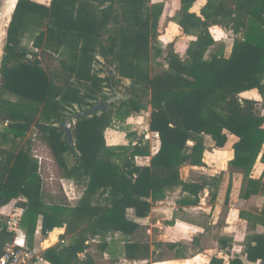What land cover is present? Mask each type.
Wrapping results in <instances>:
<instances>
[{
    "label": "trees",
    "instance_id": "16d2710c",
    "mask_svg": "<svg viewBox=\"0 0 264 264\" xmlns=\"http://www.w3.org/2000/svg\"><path fill=\"white\" fill-rule=\"evenodd\" d=\"M94 1L51 0L46 5L17 0L0 60V208L17 200L29 238L39 219L42 235L57 227L64 228L60 239L73 234L67 244L43 251L50 264H98L91 248L107 253L113 264H120L118 255L144 260L173 249L174 243L153 249L147 226L128 219L126 210L146 217L176 186L192 196L185 203L197 204L202 190L212 184L183 180L180 168L204 166L205 134L217 148L225 145L228 134L237 138L229 170L243 176L241 196L264 195L262 181L250 176L258 156L264 159V0H206L200 15L190 11L196 0H179L177 24L195 39L185 55L169 50L167 67L158 70L150 61L159 10L148 7L150 0ZM40 24L44 28L32 42L38 56L23 49L21 40L32 25ZM213 25L235 35L228 55L221 46L206 56L215 43L209 31ZM94 62L100 67L93 69ZM105 66L116 74L108 76ZM122 78L130 84L122 85ZM140 85L148 90L147 103L138 98ZM118 86L129 99L82 114L99 101L103 88L113 94ZM251 89H257L260 103L240 96ZM115 103L112 112L108 107ZM74 104L77 111L70 110ZM146 104L148 128L160 142L157 151L151 153L135 133L128 134L127 144L108 145L104 131L113 116L124 121ZM64 111L72 122L73 145L61 126ZM32 128L49 148L61 178L81 190L74 204L62 192L58 197L44 192L30 139H25ZM8 137L25 141L5 147ZM136 156H149L148 165H137ZM260 215L264 217V203ZM6 222L0 221V252L14 236ZM244 253L249 261L264 264V234L250 235ZM209 264L222 261L212 257ZM228 264L242 261L233 258Z\"/></svg>",
    "mask_w": 264,
    "mask_h": 264
},
{
    "label": "crops",
    "instance_id": "0c3cea01",
    "mask_svg": "<svg viewBox=\"0 0 264 264\" xmlns=\"http://www.w3.org/2000/svg\"><path fill=\"white\" fill-rule=\"evenodd\" d=\"M34 1L46 4L40 0H34ZM177 2L180 8L179 0ZM205 3L206 0H196L192 4L190 11L195 13L196 15H200V9ZM214 30H219L224 33H227L230 36L229 39H232L229 45L228 52L225 51V55H228L231 51V47L235 35L230 30L222 29L216 25L210 26L209 31L215 42L217 41V39L213 34ZM177 34L179 39L183 37L190 38V41L195 39L193 35H188L184 33L181 28L179 33ZM241 96L244 98L256 100L259 103H260L259 100H261V97L257 89H251L245 91L241 93ZM261 114L264 115V109L261 110ZM142 128H146V127L140 126L139 130ZM148 135L150 136L149 133ZM149 136H147L144 141L149 143L150 152L155 153L159 148V143H160L159 139L156 140L154 139V141H152L149 140ZM236 140L237 138L234 135L228 134L225 145L221 148H217L215 147V143L210 135L205 134L203 137V143L205 149L203 151L202 161L204 163V166H207V161L205 157L209 153V151H213L214 154L216 155V159H220L219 161L225 160V155H227L226 158L227 162L225 164L224 169L226 170L227 178L233 179V186L230 194L229 195L225 194L226 197L224 202H227V205H225L226 212L224 214V221L220 225L218 224L215 226V223L217 222L216 218L210 215L212 210V205L206 206L204 209L203 207L199 206L202 192L199 196V202L197 204H187L184 202V200L191 199L192 196L188 195L185 192H182L180 186H176L174 187V189L178 188L177 190H179L178 193L179 197L175 199L174 203L172 202L173 196L170 195L171 191L169 190L165 198L155 202L152 205L151 211L146 217L138 218L135 216L133 209L129 208L126 210V216L128 219L137 221L140 224L147 226V233H149L150 241L153 243L152 244L153 249L154 248L157 249L155 244H161V243L163 245L165 243H174L175 245L174 248L171 250L166 249L165 252L160 257H154L144 260L132 261V260L124 259L122 258V256L118 255L120 264H209V261L212 257H217L218 259H220L222 261V264H228V262L233 258L240 259L242 261V264H259L258 261L256 262L249 261L246 258L244 249L248 237L250 235L254 233L264 234V217L260 215V211L264 203V195L260 193L252 194L248 198H244L243 196H241V189L243 186V176L240 172H231L229 170V161L233 158L232 146L234 142H236ZM107 144L113 145L115 143H110V144L107 143ZM121 144H127V143H121ZM224 151L225 153L221 155L222 152ZM149 159H150L149 156H136L135 163L139 166L148 165ZM186 165L187 164H185L184 166ZM254 166H258V169L260 167V172L257 175L253 173L254 170L252 168L250 176L252 178L260 179L264 184V175H262L263 177L260 175L264 170V163L260 159V155L256 159ZM192 167H197V166H192ZM61 179L66 180L68 182L70 181L73 182L70 179H65V178H61ZM182 179L189 180L184 178ZM211 180L216 181L215 178H211L210 181H206L212 185H208L205 188L210 189L215 185L214 182H212ZM216 201L219 202V199H217ZM200 208L203 209V211L201 212L206 214L208 218L210 216V220L208 219V224L211 225L210 230L206 231L203 228V226H199L196 223L198 220L197 216L200 215L199 213ZM0 210H3V208H0ZM128 212L130 213L132 212V213L130 214ZM176 213H178V215L175 217ZM60 228L61 227H57L47 232L43 240V243H47V246L45 248L44 247L42 249H37L35 247L32 248H34L36 251H39L42 254L46 248L57 245L54 244V242L56 240H59V236L64 232L63 230L62 233L59 234L56 233V230ZM209 232L210 235H215L213 239L214 238L216 240L219 238L221 239L222 241L221 247H217L215 244L211 248L207 246V243L205 242L204 239L206 238L207 233ZM39 233H41V226L37 225L33 236L37 237ZM153 235L156 236L157 238L156 241L153 240ZM25 236L27 237L26 234ZM106 254L107 253H103V260L105 259L108 264H113L108 260ZM97 263L100 264L99 262ZM41 264H50V263L44 260Z\"/></svg>",
    "mask_w": 264,
    "mask_h": 264
},
{
    "label": "rangeland",
    "instance_id": "374dc122",
    "mask_svg": "<svg viewBox=\"0 0 264 264\" xmlns=\"http://www.w3.org/2000/svg\"><path fill=\"white\" fill-rule=\"evenodd\" d=\"M17 1V0H16ZM43 1L46 4H49L51 0H40ZM178 0H150L148 2V7L150 9H158L159 10V16H158V23H157V35L154 40L153 44V50L151 54V63L154 65V68L156 70L166 68V62L164 59V56L167 54V52L171 49L174 51H178L181 55H185L186 48L189 44L190 38L183 37L181 39L178 38V34L180 31V27L177 25V18L180 15L179 12V4L177 2ZM16 3V2H15ZM15 3L11 6V8L5 13L2 23H1V29H0V60L3 55V46L6 41V29L8 26V23L11 18V14L14 8ZM94 4H97V0L94 1ZM106 5V4H105ZM171 25V26H169ZM44 28V25L40 24L38 26L32 25L25 33L21 40V47L28 51V53H37L39 56L40 50L33 47V37L37 33L39 29ZM169 29V30H168ZM213 34L215 35L217 41L213 44V46L210 48L209 52L206 56L209 55L211 51H217L218 48L223 46V53L228 52L229 45L231 43L232 39H229V35L227 33H224L219 30H214ZM172 44V46H171ZM49 51L52 52L51 49ZM50 52V53H51ZM100 60L101 57L97 56ZM102 62H104L102 60ZM100 67V63L94 62L93 63V69H97ZM106 67H103L106 71ZM110 69H113L112 67H109ZM100 76H103L104 73L99 74ZM122 82L125 87L129 85L130 80L122 78ZM118 91L124 93L125 88L118 86ZM139 94L138 98L141 103H147L148 101V90L143 86L140 85L138 87ZM112 91L109 88H103L102 91L99 94V100H104V97L111 96ZM251 95V94H250ZM241 96V94H240ZM242 97V96H241ZM261 102V100H259ZM97 101H95L96 103ZM84 107V106H82ZM81 107V108H82ZM118 107V104L115 103L108 107V109L112 112H115L116 108ZM79 109V106L77 104H74L70 110L71 111H77ZM149 111L150 106L146 104L145 108H142V110L139 113H134L133 115L126 118L124 121H121L115 116H113L112 124L107 127L104 131L105 139L107 143H115L113 145H118L121 143H128L131 139L130 136H128L129 133H135L137 137H141L143 140L146 139L148 133L150 134L149 140L154 141L156 140L155 133L149 130L148 128V118H149ZM261 112V111H260ZM68 112H63V120L62 122L69 121L68 119ZM72 123V122H71ZM140 126H144L146 128H142L139 130ZM2 123H0V131H1ZM30 139V154L33 157L34 160L37 162V171L42 179V186L43 190L47 195H54V196H60L61 192L64 194V196L67 198L68 201H70L71 204H74L76 199L80 196L81 190L76 187L74 182H68L66 180H62L60 176V172L53 160V157L49 151V148L44 144L41 139L38 136V132L35 128H32L26 135L25 139ZM25 139H17L16 142H12L10 138L6 140V142H3V145L5 147H16L19 144L24 143ZM1 141V136H0ZM2 144V143H1ZM191 145V143H189ZM146 146L150 150L149 143H146ZM153 146V145H152ZM155 146V144H154ZM227 150V149H226ZM225 150V151H226ZM224 152H222L221 155H223ZM220 157V156H219ZM206 161L207 166H197L192 167L191 165L187 164L186 166H183L180 169V175L184 179H189L191 181L196 182H204V181H210L211 178H215L216 181L214 182V186L210 189L205 188L202 191L201 195V201L199 206L203 207V209L206 206L212 205L211 214L216 218V225H220L224 221V214L226 212L225 205H227V202L225 201V194H230L233 186V179L227 178L226 170L224 169L225 164L227 162L226 158L227 155H225V160L219 161L220 159H216V155L213 151H209V153L206 155ZM224 159V158H223ZM217 160V161H216ZM72 161L71 157L68 158V163ZM264 163V159L262 160ZM262 168V166H261ZM258 169V166H254L253 170L255 174L258 175L260 172V167ZM261 176L264 175V170L262 171ZM263 177V176H262ZM70 183V184H69ZM178 188H172L170 189V195L173 196L172 202L174 203L175 199L178 196L179 190ZM219 199V202L216 200ZM16 201L13 200L9 204L3 206V210H0V221H3L8 218V214L13 210L14 207H16ZM203 209L200 208L198 215L197 224L199 226H203V228L207 231L211 229V225L208 224L209 218L206 216V214L202 213ZM205 211V210H204ZM130 213V212H128ZM132 213V212H131ZM130 213V214H131ZM178 215L176 213L175 217ZM206 216V217H205ZM38 226H41V220L38 221ZM153 229V228H152ZM64 228H60L56 230V233H62ZM149 234V233H148ZM46 235H42L39 233L36 236H33L32 238L26 237V242L30 247H35L37 249H42L47 246V243H43V240ZM36 237V238H35ZM215 235H210V232L207 233L206 238L204 239L207 243L208 247L214 246V244L217 247L222 246L221 239H213ZM73 238V234H67L64 239L56 240L54 244H67L70 242ZM153 240H157L156 236L153 235ZM89 252L94 256L97 262L100 264H106V260H103V254L95 248H91ZM107 258L109 257L108 254H106ZM108 264V263H107Z\"/></svg>",
    "mask_w": 264,
    "mask_h": 264
},
{
    "label": "built area",
    "instance_id": "2783aa9c",
    "mask_svg": "<svg viewBox=\"0 0 264 264\" xmlns=\"http://www.w3.org/2000/svg\"><path fill=\"white\" fill-rule=\"evenodd\" d=\"M156 139L158 134L155 133ZM23 209L14 207L8 214L6 226L13 233V240L7 243L0 252V264H41L43 255L30 247L26 242L25 232L21 227Z\"/></svg>",
    "mask_w": 264,
    "mask_h": 264
},
{
    "label": "water",
    "instance_id": "95a60500",
    "mask_svg": "<svg viewBox=\"0 0 264 264\" xmlns=\"http://www.w3.org/2000/svg\"><path fill=\"white\" fill-rule=\"evenodd\" d=\"M15 3L16 0H0V29H1V23L4 17V14L7 12L9 7L11 6L12 3ZM106 72L108 76H114L116 74L114 69H110L108 66L106 67ZM129 99V94L127 93H122L120 91L114 90L113 94L106 100H99L97 103L86 109L85 111L82 112V114H90L95 111H98L100 109H105L108 104L114 101H120V100H127ZM63 127V131L66 134L67 141L70 145H73V140H72V135H71V123L69 121L63 122L61 124Z\"/></svg>",
    "mask_w": 264,
    "mask_h": 264
},
{
    "label": "bare ground",
    "instance_id": "6f19581e",
    "mask_svg": "<svg viewBox=\"0 0 264 264\" xmlns=\"http://www.w3.org/2000/svg\"><path fill=\"white\" fill-rule=\"evenodd\" d=\"M13 3H14V2H13ZM13 3L11 4V6L13 5ZM11 6L9 7V9L11 8ZM9 9H8V10H9ZM8 10H7V11H8ZM4 15H5V14H4Z\"/></svg>",
    "mask_w": 264,
    "mask_h": 264
}]
</instances>
